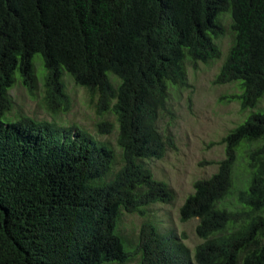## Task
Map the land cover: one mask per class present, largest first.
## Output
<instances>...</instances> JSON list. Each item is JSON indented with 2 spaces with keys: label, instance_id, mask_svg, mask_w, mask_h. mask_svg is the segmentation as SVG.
I'll use <instances>...</instances> for the list:
<instances>
[{
  "label": "trees",
  "instance_id": "obj_1",
  "mask_svg": "<svg viewBox=\"0 0 264 264\" xmlns=\"http://www.w3.org/2000/svg\"><path fill=\"white\" fill-rule=\"evenodd\" d=\"M226 12L228 25L218 16ZM228 28L233 41L213 82L242 80L245 110L264 94V0H0V264L128 261L115 231L121 214L173 199L148 162L176 148L158 114L170 87L186 83L187 62L197 69L220 56L215 39ZM36 54L46 108H69L67 71L98 114L115 115L119 153L86 129L4 118L16 71L34 92ZM113 128L103 119L96 130ZM221 142L217 171L197 179L180 208L183 221L198 218L195 252L144 220L141 264H264V112ZM238 149L246 161L236 185Z\"/></svg>",
  "mask_w": 264,
  "mask_h": 264
},
{
  "label": "rangeland",
  "instance_id": "obj_2",
  "mask_svg": "<svg viewBox=\"0 0 264 264\" xmlns=\"http://www.w3.org/2000/svg\"><path fill=\"white\" fill-rule=\"evenodd\" d=\"M218 16L222 17L224 25L230 23L229 12L220 13ZM232 41L233 33L228 28L219 39H215L220 56L207 63L199 62L197 69L187 62L186 83L170 87L165 109L158 114L157 125L161 130L169 129L173 133L176 148L168 150L162 158L149 159L148 162L154 176L168 183L173 190V199L170 202L157 201L145 206V215L124 211L116 223L115 231L122 239L129 259L125 262L114 260L102 264H141V252L137 251V246L144 220L152 221L162 235L171 234L177 241H183L192 253L202 241L196 232L198 218L183 221L180 208L188 195L193 193L194 182L208 178L217 171V162L225 157L222 138L251 114L264 112V94L256 106L241 110V100L236 96L244 91L240 85L242 80L222 85L213 82L227 57ZM33 64L36 80L34 92L27 90L19 71H16L14 83L7 90V95L12 100V109L7 112L9 117L5 114L4 118L14 121L19 118L17 114H26L57 122L65 125L64 127L86 129L99 140L108 142L119 153L118 123L115 115L111 111L98 114L87 89L77 85L67 71L63 72L62 81L68 94L69 108L56 113L48 110L44 103L46 71L40 54L34 55ZM103 119L114 123V128L100 134L96 128ZM237 153L235 184L239 185L246 152L238 149Z\"/></svg>",
  "mask_w": 264,
  "mask_h": 264
}]
</instances>
